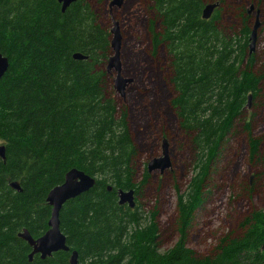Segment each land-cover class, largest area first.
I'll return each instance as SVG.
<instances>
[{"label": "trees", "instance_id": "1", "mask_svg": "<svg viewBox=\"0 0 264 264\" xmlns=\"http://www.w3.org/2000/svg\"><path fill=\"white\" fill-rule=\"evenodd\" d=\"M149 1L151 48L156 54L163 47L168 56V105L191 158L185 191L176 187V243L159 250L157 211L148 213L137 202L158 173L147 165L160 154L137 183L129 114L109 93L111 29L102 28L88 0L64 13L58 0H0V51L9 59L0 80V264H70L73 252L78 264H264V209L240 216L211 254L188 246L213 168L233 133H244L255 170L247 189L264 191V139L254 135L248 108L249 97L251 105L259 100L263 80L256 53L250 54L253 19L239 8L242 28L235 35L220 25L222 0ZM210 3L219 7L204 20ZM75 54L87 60H75ZM72 169L96 184L60 213L70 251L29 261L32 249L19 234L27 230L38 239L49 230L47 196ZM121 190L134 191V209L119 204Z\"/></svg>", "mask_w": 264, "mask_h": 264}, {"label": "rangeland", "instance_id": "2", "mask_svg": "<svg viewBox=\"0 0 264 264\" xmlns=\"http://www.w3.org/2000/svg\"><path fill=\"white\" fill-rule=\"evenodd\" d=\"M219 1V0H218ZM221 27L237 35L242 23L237 10L245 7L250 13L252 31L258 20L256 35V69L262 76L259 100L251 105L249 114L256 137L264 139V0H222ZM108 31L119 24L122 37L120 62L125 79L131 80L124 95L114 88L116 73H106L109 93L120 109L129 114V126L137 147V180L143 178L145 165L161 155L164 140L169 145L171 168L164 173H153L137 197L148 213L157 211L159 223L158 248L171 249L178 239L176 230V187L184 192L190 180L192 167L187 137L169 108L173 91L169 84V59L163 47L154 54L151 48L150 21L153 13L149 0H123L121 8H110L112 0H88ZM157 30L158 26L156 24ZM264 155V145L262 146ZM207 184L204 205L196 213L188 246L201 255L211 254L220 239L235 231L238 218L264 209V191H249L254 183L253 166L249 163L246 137L238 131L228 137ZM238 157V158H237ZM263 171V170H262ZM262 188V187H261Z\"/></svg>", "mask_w": 264, "mask_h": 264}, {"label": "water", "instance_id": "3", "mask_svg": "<svg viewBox=\"0 0 264 264\" xmlns=\"http://www.w3.org/2000/svg\"><path fill=\"white\" fill-rule=\"evenodd\" d=\"M61 4L62 12H66L71 5L77 2V0H58ZM123 0H112L110 3V8L115 7L121 8ZM219 7V3H210L203 10V19L210 20L213 16L214 11ZM114 27L111 29V49L113 55L109 58L107 62V72L116 73V78L114 80V88L117 93L124 95L125 88L131 84V80L125 79L121 72V62H120V50H121V33L119 29V24L114 21ZM259 22L257 20L256 26L252 32L250 38V54H253L256 49V35L257 29L259 27ZM75 60H87V57L82 54H75ZM9 69V59L2 54L0 51V80L5 76ZM251 98L249 97L248 108L251 107ZM163 157L151 161L148 165L149 173L154 171H160L164 173L167 169L171 167L169 153H168V142L163 141ZM0 158L5 160V147L0 146ZM96 184L95 178L85 174L84 172L72 169L65 176V181L62 185L55 187L50 191L47 196V203L52 208L51 218L49 220L48 226L49 230L40 238L34 239L27 230L22 231L19 234V238L24 240L32 249L29 255V261H32L36 255H39L42 260L52 257L58 252H69L70 248L67 245V240L65 234L61 230L60 224V213L64 205L74 200L81 195L89 192L94 188ZM11 187L17 191H20V186L18 183H11ZM109 191H112L111 187H108ZM121 198L120 205L128 204L131 209L136 207L134 201V192L131 190L128 193L125 191L118 192ZM78 253L73 252L69 263L78 264Z\"/></svg>", "mask_w": 264, "mask_h": 264}, {"label": "bare ground", "instance_id": "4", "mask_svg": "<svg viewBox=\"0 0 264 264\" xmlns=\"http://www.w3.org/2000/svg\"><path fill=\"white\" fill-rule=\"evenodd\" d=\"M114 9V8H113ZM201 51V50H200ZM106 70H107V66H106ZM163 143H162V153H161V155L159 156V157H157V158H154V159H152L151 161H153V160H155V159H159V158H162L163 157ZM168 153H169V145H168ZM238 158V157H237ZM169 159H170V157H169ZM150 161V162H151ZM149 162V163H150ZM149 163H148V165H149ZM148 165H147V171H148ZM171 168V167H170ZM169 168V169H170ZM168 170V169H167ZM149 172V171H148ZM154 172H160L159 170L158 171H154ZM153 173V172H152ZM161 173V172H160ZM128 192H130V191H128ZM128 192H125V193H128ZM134 192V191H133ZM120 201H121V198H120V195H119V204H120ZM134 201H135V197H134ZM128 205V204H127ZM72 255V254H71Z\"/></svg>", "mask_w": 264, "mask_h": 264}]
</instances>
